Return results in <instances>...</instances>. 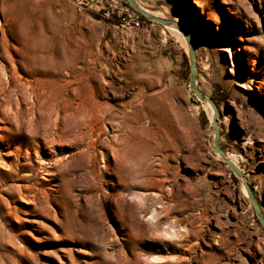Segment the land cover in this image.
Instances as JSON below:
<instances>
[{"label":"rangeland","instance_id":"rangeland-1","mask_svg":"<svg viewBox=\"0 0 264 264\" xmlns=\"http://www.w3.org/2000/svg\"><path fill=\"white\" fill-rule=\"evenodd\" d=\"M135 2L264 212V0ZM190 62L128 0H0V264H264Z\"/></svg>","mask_w":264,"mask_h":264},{"label":"water","instance_id":"water-1","mask_svg":"<svg viewBox=\"0 0 264 264\" xmlns=\"http://www.w3.org/2000/svg\"><path fill=\"white\" fill-rule=\"evenodd\" d=\"M130 5L132 6V8L134 10H136L137 12H139L142 16H144L146 19L150 20V21H154L156 23L162 24V25H174L176 26L179 31L180 34L182 35V37L184 38V40L187 42V46H188V50L190 53V74H191V80L189 82V88L194 92V94L198 97V99H200L201 101H206L211 103L212 108H213V116H212V127L214 130V140H213V148L216 152L219 153V155L221 156L222 160L226 162V164L231 168V170L234 172V174L241 178L243 180L244 186L247 190V194L255 208V212L256 215L259 219V221L261 222L262 226L264 227V212L261 208V205L258 203L255 194L253 192V190L251 189L249 182H248V178L247 176L243 173V171L237 166L235 165L231 160L227 159L226 157V152L223 148H221L220 145V129H219V125H218V117L220 115V111L219 108L217 106V104L215 103L214 99H212L211 97L203 94L197 87V79H196V63H197V56H196V50H195V46L193 43V39L190 35V33L185 29L184 25L178 21V20H174V19H165L159 16H155L152 13H150L149 11H147L144 8H141L137 2H135V0H128Z\"/></svg>","mask_w":264,"mask_h":264},{"label":"bare ground","instance_id":"bare-ground-1","mask_svg":"<svg viewBox=\"0 0 264 264\" xmlns=\"http://www.w3.org/2000/svg\"><path fill=\"white\" fill-rule=\"evenodd\" d=\"M141 8H144V9H146L145 7H143L140 3H137ZM147 11H149L150 13H152L153 15H155V16H159V14L157 13V12H154V11H151V10H148V9H146ZM168 27H170V29H172L180 38H182V36H181V34H180V31H179V29L176 27V26H174V25H168ZM209 103V102H208ZM96 120V119H95ZM99 135V134H98ZM226 157H227V159H229V160H232V162L235 164V165H238V164H236V160H235V158L233 157V156H231V155H226ZM244 188H245V186H244ZM246 189V188H245ZM246 192H247V190H246Z\"/></svg>","mask_w":264,"mask_h":264},{"label":"built area","instance_id":"built-area-1","mask_svg":"<svg viewBox=\"0 0 264 264\" xmlns=\"http://www.w3.org/2000/svg\"><path fill=\"white\" fill-rule=\"evenodd\" d=\"M109 14L108 13H106V16H108Z\"/></svg>","mask_w":264,"mask_h":264}]
</instances>
